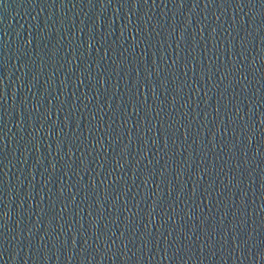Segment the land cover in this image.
Segmentation results:
<instances>
[{
  "label": "water",
  "instance_id": "1",
  "mask_svg": "<svg viewBox=\"0 0 264 264\" xmlns=\"http://www.w3.org/2000/svg\"><path fill=\"white\" fill-rule=\"evenodd\" d=\"M0 264H264V0H0Z\"/></svg>",
  "mask_w": 264,
  "mask_h": 264
},
{
  "label": "snow or ice",
  "instance_id": "2",
  "mask_svg": "<svg viewBox=\"0 0 264 264\" xmlns=\"http://www.w3.org/2000/svg\"><path fill=\"white\" fill-rule=\"evenodd\" d=\"M145 2H147V0H145Z\"/></svg>",
  "mask_w": 264,
  "mask_h": 264
}]
</instances>
